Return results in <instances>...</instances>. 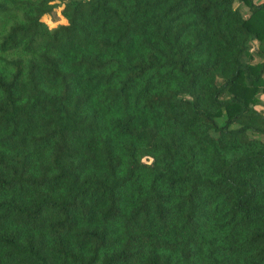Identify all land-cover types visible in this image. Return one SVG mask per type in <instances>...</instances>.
<instances>
[{
    "label": "trees",
    "instance_id": "obj_1",
    "mask_svg": "<svg viewBox=\"0 0 264 264\" xmlns=\"http://www.w3.org/2000/svg\"><path fill=\"white\" fill-rule=\"evenodd\" d=\"M262 94L264 0H0V264H264Z\"/></svg>",
    "mask_w": 264,
    "mask_h": 264
},
{
    "label": "rangeland",
    "instance_id": "obj_2",
    "mask_svg": "<svg viewBox=\"0 0 264 264\" xmlns=\"http://www.w3.org/2000/svg\"><path fill=\"white\" fill-rule=\"evenodd\" d=\"M256 3H259L263 0H254ZM235 5H239V3H235ZM61 2L57 3L56 7L54 8V10L48 14L45 15L43 17V20L50 26V27H55L56 25L63 23L64 22V18L62 17V15L60 14V9H61ZM241 6V12L244 14V16L247 15L248 10L246 9L245 6ZM257 43L256 42H252L250 45V49L251 52H256L257 50ZM247 59V58H246ZM248 60V59H247ZM258 59H254V61H257ZM257 109L261 110L264 113V94L259 95V103L256 106ZM224 119V117L218 118V121H222Z\"/></svg>",
    "mask_w": 264,
    "mask_h": 264
}]
</instances>
